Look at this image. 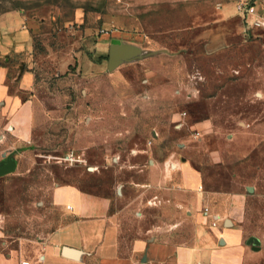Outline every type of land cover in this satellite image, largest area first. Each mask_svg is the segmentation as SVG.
I'll return each mask as SVG.
<instances>
[{
  "label": "rangeland",
  "instance_id": "rangeland-1",
  "mask_svg": "<svg viewBox=\"0 0 264 264\" xmlns=\"http://www.w3.org/2000/svg\"><path fill=\"white\" fill-rule=\"evenodd\" d=\"M227 3L264 7V0H0V14L17 9L34 23L30 52H0V65L8 66V93L0 98V162L16 161L14 169L0 174V252L37 258L33 245L68 219L52 201L58 183L114 192L117 177L128 168L123 159L140 148L135 141L146 134L130 130L140 118L152 126L161 123L164 154L173 148L177 161L186 150L176 142L190 131L181 129L182 120L172 111L183 113L211 101L223 111L247 112L217 113L221 122L236 123L241 116L264 121V28L251 26L248 16L241 33L232 31L235 43L227 49L210 54L204 48L209 36L223 31L220 11ZM113 42L142 46L143 58L110 71ZM25 70L34 75L28 90L17 83ZM16 93L60 110L36 116L31 144L11 126L6 107ZM96 132L98 146L90 144ZM196 148L191 156L201 165ZM70 151L83 154L84 161L63 160Z\"/></svg>",
  "mask_w": 264,
  "mask_h": 264
},
{
  "label": "crops",
  "instance_id": "crops-1",
  "mask_svg": "<svg viewBox=\"0 0 264 264\" xmlns=\"http://www.w3.org/2000/svg\"><path fill=\"white\" fill-rule=\"evenodd\" d=\"M220 13L223 31L215 38L209 36L204 46L210 54L235 43L232 31L238 35L247 22L237 3L224 4ZM261 15V4L249 12L252 19ZM33 26L20 10L1 13L0 52H30ZM113 44L119 42L111 43L110 50ZM136 46L141 54L123 59L113 68L109 50L108 69L115 71L122 64L142 59L143 47ZM7 67L0 65V98L8 93ZM17 80L20 89H31L33 72L25 70ZM210 103L188 107L189 113L172 111L182 120L181 129L188 126L190 131L176 142L186 150L180 161L173 148L164 154L161 123L152 126L141 118L133 123L130 130H146V134L135 141L140 148L123 159L128 168L117 177L114 192L58 183L52 201L68 219L33 245L36 259L19 258L14 250L1 251L0 264H23L24 260L29 264H264V132H259L264 131V121L255 123L241 116L236 123L229 118L221 122L216 114L232 109L223 111L222 106ZM6 108L11 126L30 144L36 142V116L60 112L28 98L22 100L19 93L11 96ZM232 112L246 111L236 108ZM222 128L233 132L223 134ZM95 134L90 144L98 146L99 134ZM49 135L43 138L49 139ZM173 141L171 138V147ZM195 147L202 155L201 165L192 159ZM169 164L174 170L166 168ZM254 240H258V249ZM64 246L80 250L78 257L65 255Z\"/></svg>",
  "mask_w": 264,
  "mask_h": 264
},
{
  "label": "water",
  "instance_id": "water-1",
  "mask_svg": "<svg viewBox=\"0 0 264 264\" xmlns=\"http://www.w3.org/2000/svg\"><path fill=\"white\" fill-rule=\"evenodd\" d=\"M141 49L132 44L119 43L113 44L110 50V68H113L117 63L123 59H127L131 56L141 54ZM16 161L11 157L6 158L0 162V174L10 171L15 168ZM254 248L258 249V240H254ZM63 253L67 256L78 257L80 250L64 246L62 249Z\"/></svg>",
  "mask_w": 264,
  "mask_h": 264
},
{
  "label": "built area",
  "instance_id": "built-area-1",
  "mask_svg": "<svg viewBox=\"0 0 264 264\" xmlns=\"http://www.w3.org/2000/svg\"><path fill=\"white\" fill-rule=\"evenodd\" d=\"M238 8L243 10L244 13L246 14L247 18L249 16L250 9H247L245 3H240L238 5ZM251 26L258 27V26H263L264 25V17H257L252 19V22H250ZM62 159L69 162V163H75V162H81L84 159L82 158L81 155L77 154L75 151H70L66 155L62 156ZM23 264H29L28 260H24L22 262Z\"/></svg>",
  "mask_w": 264,
  "mask_h": 264
}]
</instances>
